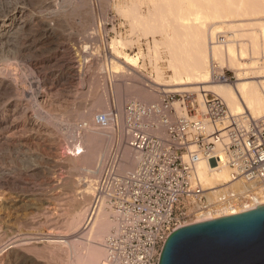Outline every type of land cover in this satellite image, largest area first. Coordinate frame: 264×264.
<instances>
[{"label": "bare ground", "instance_id": "6f19581e", "mask_svg": "<svg viewBox=\"0 0 264 264\" xmlns=\"http://www.w3.org/2000/svg\"><path fill=\"white\" fill-rule=\"evenodd\" d=\"M22 1L23 3H25L24 0ZM55 3L56 0H48L47 2H45L43 8H46L47 12H44L48 13L51 18L57 19V21L59 20L61 22L66 21L67 17L68 19H71V16L72 18L73 16H79V19L81 21H78L81 22L80 28L82 31V36H85L86 38L85 40L87 41V39L89 38H100V43L103 45L105 39L102 38L101 35H99V28L101 27V24L99 22L96 23L97 20L95 21L93 19V15L95 13L93 12V6H91V3L89 5V0H65L64 3L67 5L65 6V8L67 7V10L62 9V11L56 8L57 6H55ZM121 4L117 8V10L121 15L124 16L128 24L131 26V29L134 30L132 31L134 32L133 37L134 35L139 34V30H141L140 27H143L145 28V32L142 36L147 39V41L150 39H153L154 41V53L156 54V58H160L161 47L164 46L165 48L166 46L169 51L170 60L168 61L172 76H170L169 81H165L162 69L156 66L155 72L157 74V78L149 81L152 85L154 84L158 86L157 88H155L156 90L161 91L164 94H195L199 98L198 100L201 104L202 109H204L203 102H205L206 95L208 93H212L220 97L226 103L229 112L233 116H243L246 118H250L251 120H258L264 117V0H251V9H241L239 20L229 21L230 25H228L227 27L218 26L213 29L208 28L207 25H205L206 23H204L202 15L200 13H197V11L194 15L193 13L191 14L192 17L189 16V18H184L179 21L181 25L179 24L180 28L178 27V29H180L181 32L177 33L178 35L171 33L172 30L169 25L163 26L162 30L159 31V35H161L162 37V40L160 41L157 39L158 34L156 29L152 27L153 23L156 20V14L153 9L156 6V3L153 0H149L150 5H148V3L146 4L145 0H124L122 6ZM22 5L23 4L19 5L11 3L8 8L0 9V46L5 45L6 47L7 45L10 49H16V52L19 50V52H21L22 54H27L28 50H38L40 45L42 46L45 40L47 41V39L51 38L54 35H57L59 27L53 26L54 24H52L50 21L48 22L47 20L49 19L47 18V20L41 22L39 29L35 30L36 32L32 31L34 33L30 32L27 36V29L30 31L29 26L34 20L31 17V13V16L27 14V9L25 8L26 6L24 7ZM143 6L146 7L145 10L147 9V12L143 10ZM36 12L37 11L33 12L32 14L34 15L36 14ZM74 19L76 20V17ZM88 19H90L91 21L93 19L94 23H90ZM254 26H258L260 28L259 35L253 36L252 34H250V32L252 31V27ZM137 28L139 33L136 30ZM226 28H229L230 30L232 29V35L226 36L227 41L225 42V44H222V42L219 40L220 38L225 37L220 36V34H226ZM183 29H186V31L189 30V36L194 40V48L188 51V54L190 52V56L186 51L187 56L185 58H187L188 60L182 59V57L186 54H183V56L181 57L182 54L180 53V51L178 52L179 56L176 54L177 51H174V48H177L178 50L183 49L180 44L179 45L181 48H178L176 44V42L178 41L176 39H178V36L181 35L182 31L184 32ZM62 32H64V34L66 33L64 30L61 31V33ZM23 33H26V36H24V38L21 36ZM20 36L22 37V39L20 38ZM140 37L137 36V38ZM246 37L251 39L252 45L250 49H247L246 46L242 43L244 42L243 39ZM130 41V39L129 41L128 39H125V41L123 39H116L112 44L108 45V51L111 50L112 59L110 61V67V64L108 63L109 61L107 52L105 50L104 54L106 56L108 65H106L107 63H105V67L104 69L102 67V70H104V74H106V76L109 75L115 80V77H127L139 72L141 73L140 61L142 59H145L144 54L141 53L142 50L140 53H137L134 56L122 53L120 51L121 48H125L127 45L131 47L132 42ZM128 42L130 43L128 44ZM229 42L240 43V48L236 49L234 44L228 45ZM133 43L137 44V42ZM181 44L183 45V47H185V44ZM81 49H84V51H88L89 49H92V46H90L88 42H86L81 46ZM15 61L17 62V60ZM213 61H216V63L218 62V65H220L221 68L226 67L230 72H233L235 75V81L229 83L214 81L212 72ZM219 70L220 72H222L221 69ZM4 80L5 79H3V81ZM6 80H8L7 77ZM3 81L1 80L0 83H3ZM130 89H132V91L129 92H134L136 94L135 97H140L147 102L157 100L155 99V94L153 96V94H151V92H148L147 90L137 88L136 86H134L133 88L131 86ZM94 97L91 103V110L93 112H104L103 108L104 106H106L105 98L99 97L98 95L97 97ZM63 102L65 103L66 101ZM63 102H59V104L61 103V105L59 106L62 107ZM177 103L178 102H176L175 104ZM180 106L182 107V105ZM183 110L186 114H182V116H187V111L182 107V111ZM20 114L21 112L17 100L9 101L7 103L3 116L0 114V126L5 122H10V124L6 126V128H3L5 129L3 130L4 134H0V148L3 147L4 150L5 146H13L17 150H21V154H24L31 159L33 157V159L30 161L35 162V164L32 163L31 168L30 166L29 168L32 169L30 170V172L35 173V171L37 170L41 171L40 168H42L40 164L37 163L39 162V159L37 158H39V155L41 154L40 153L38 155L37 148L43 145L55 147L57 143L56 141L59 138H57V133L53 131L54 129L52 130L51 128H49V125L48 127L44 125L34 113H31L28 110L25 121L22 123L23 125L19 129L20 131L18 130L17 135L11 134L14 129H18L20 127L18 125L19 119L21 117ZM76 116H79V114H76ZM89 125V128L84 134V144L86 135L91 130L102 131L93 127L92 124ZM102 132H104L105 138H101V141L97 142L98 151H95L93 156L83 157L86 145L85 149H82L81 146H77L75 144L74 148L70 149V155L72 157L57 161L60 166H66L67 168H69L70 172L76 173L77 176H69L66 180H63L55 185L52 179L48 178L47 176L43 178L44 175L41 174L42 176H40V173L38 174L40 177L39 182L36 184V186L38 187L37 190H39V192L36 195L48 197L44 198L45 200H43L45 203H47L48 207L44 209L46 213L42 214L43 216L41 215V219L45 220V223L53 230V233H49L50 236L43 238H27L21 235H13L14 237H10L5 246L3 245V248L0 250V258H2L3 255L6 254V257H8L7 262H5L6 259L5 261L3 259L2 263L19 264L22 256L21 253L24 251V247L32 243H36L38 246L39 244H41V246L49 247V249L52 248L53 252L54 250H56V253L58 255H60L61 257L65 256L67 258L66 264L102 263L101 258L104 250L103 243L105 244V241L111 233L114 224L111 220V216H108V213L105 211V209H103L106 204L102 201L100 202V199L97 200L99 196L100 182L109 173L111 168H115V165L117 166V174L120 176H124L128 174L132 170L133 165L136 164L134 154L129 153L130 151L124 150L123 153H120V149L122 148V146H119L118 149L117 147H115V149L112 150L113 144L111 142L110 135L106 131ZM102 134H96V131H94L93 133L89 134V141H93L96 135ZM93 164L95 165V167ZM1 169L2 168H0V178L3 179L4 176H6L5 168L4 170ZM88 171H91V173L89 174H91L90 176H92L93 178H91L89 175V177L85 176L88 174ZM26 174H28V172ZM196 174L203 186L204 191H207L209 200L211 199L213 201V206L216 204L224 203L225 200L220 202L221 199L218 198L220 197L219 194H221L222 192L227 193L229 189L237 190L235 192L232 191L231 196H229L228 198L242 195L246 196L247 199L256 200L258 206L264 205V189L261 186L259 187L254 184L246 185L241 182H233L231 177V170L226 166H217L216 164L202 161L199 162L196 166ZM25 181L27 183V177H25ZM246 187L250 188V191L244 190ZM56 190H58L59 192H57ZM44 191H47V193H44ZM71 193H77L81 197L79 199H73L75 197ZM28 196L29 195H27V197ZM52 205H55L54 209H52L53 207L51 208ZM228 207H230L231 209L229 215H236L240 213L238 210L233 209L234 206L230 205ZM249 209L255 208H245L244 210H242V213L249 211ZM65 210L68 211V218L66 219L68 220V222L65 221L66 223H68V225H66V229H68L69 226V228L71 229L74 228L73 231H80L79 229H82L84 231H80L82 232V234H80L82 235V237L80 238L85 237L86 242H88V247L83 249L85 252L79 251L82 249H79L80 246L76 248V246H78L77 244L75 247H73L75 251H72V254L69 255L68 251H70V249L67 251L66 247L64 246V244L70 246L73 245V240L70 244V241L64 239L66 237H69L67 236L68 232L66 234L65 232L63 233L61 230L62 226H60L61 221L59 220L61 219V217H63V215L58 211ZM53 211L56 212L51 213ZM203 213H200L199 215H202ZM211 219L214 220L215 218L211 217ZM199 222L200 221L196 220L194 223L186 224L181 228ZM73 231L72 233H74ZM74 234L76 235V233ZM32 240H34L35 242ZM86 245L82 246L84 247ZM73 249L71 248V250ZM26 251L27 250H25V253Z\"/></svg>", "mask_w": 264, "mask_h": 264}, {"label": "rangeland", "instance_id": "374dc122", "mask_svg": "<svg viewBox=\"0 0 264 264\" xmlns=\"http://www.w3.org/2000/svg\"><path fill=\"white\" fill-rule=\"evenodd\" d=\"M47 1L24 0L25 3H23L22 0H11V1L0 0V9L8 8V6L11 3H15L19 5L23 4L22 6L24 7L26 6L25 8L27 9V14L29 16L32 15L31 17L33 18L34 21L32 20L33 22H31L29 26L30 31L27 29L28 31L26 32L27 34L23 33L21 35L23 38L26 35L28 36V33L30 32L34 33L32 31L38 30L41 22L47 20V18L49 19L47 20L48 22L50 21L52 24H54L53 26L59 27V31L57 33V35L59 36L57 35L52 36L51 38L47 39V41L45 40L42 46L40 45L38 50H30V51L28 50L27 54L25 53L22 54L21 52H19V50L17 51L18 52L17 53L16 49H12V48L10 49L9 46L7 45L6 47L5 45H3L5 48L3 46H0L1 47L0 81L1 80L3 81V79H5L3 83H0V114L3 116L7 103L12 100L18 101L21 112L20 114L21 117L19 119V124H18L20 127L18 126L19 127L18 129H14L11 134L17 135L18 130L21 128V126L23 125L22 123L25 121V117L27 115V110H28L29 112L34 113L38 117V119L42 121L44 125H46L47 127L49 125L50 126L49 128H51L52 130L54 129L53 131L57 133V138H59L56 141L57 143L55 147H49L48 145H43L37 148L39 150V151L37 150L38 155L40 153L41 154L39 155V158H37L39 159L38 160L39 162L37 161L36 162L39 163L42 168H40L41 171L37 170L35 171V173L30 172V170H32L30 169L32 166L31 164L32 163L35 164V162L30 161L33 159V157L31 159L30 157L21 154L22 153L21 150H17L13 146H5L4 150L3 147L0 148V168H2L1 170H4L5 168V175H6L4 176L3 179L0 178L1 179L0 183L2 184V185L0 184V228H1L0 250L3 248V245L5 246V244L8 242V239H10V237H14L15 235H21L27 238H43L50 236L49 233H53V230L50 228V226H48L45 223V220L41 219L42 218L41 215L46 213L44 209L48 207L47 203H45L43 200H45L44 198H48V197L36 195L39 192V190H37L38 187L36 186V184L39 182V177L42 175H44L43 178L47 176L48 178L52 179L55 185H57L63 180H66L69 176H73V175L77 176L76 173L70 172L69 168H67L66 166H62V165L60 166L57 161L63 160L68 157H72L70 155V149L73 148L75 142L76 127L81 123L92 124L94 116L97 113L103 112V111L93 112L91 110V103L93 97L94 96L97 97L98 95L99 97L105 98L106 106H104L103 108L104 112L107 111L109 107V101L106 92V74H104V70H102V67L104 69L105 63H107V59L104 54L105 50L108 56V61H109L108 63L110 64L111 67L110 61L112 57H111V50L108 51L109 44H112L113 41L116 39H123L124 41L125 39L126 40L128 39V41L130 39L131 40L130 42H132L131 47L132 46L133 47L131 48L129 47V45H127L125 48L124 47L121 48L120 51L122 53L130 54L134 56L135 54L140 53L142 50L141 53H143L145 56V59H142L140 61L141 73L139 72L137 74H133L132 76H127V77H115L113 87L115 90L117 102L120 106L124 105L125 103H127L132 99L140 100L145 103H155L160 101L166 95H169L156 90L155 88H157L158 86L154 84L152 85L149 82L150 80L157 78V74L155 72L156 66L162 69L164 80L165 81L170 80V76H172V72L169 69V61H168L170 60L169 51L166 46L165 48L164 46L161 47L160 58H156L155 57L156 54L154 53V49H155L154 41L153 39L147 41V39H145L142 36L145 32V28L143 27H140L141 30L143 31L139 30L141 35L137 28L136 30L138 31L139 34H136L133 37L134 32L132 31L134 30L131 29V26L128 24L124 16L121 15L120 12L117 10L121 2L123 4L124 0H89V5L91 3V6H93V12L95 13V14L93 13L94 14L93 19L95 21L97 20L96 23L99 22L101 24V27L99 28L100 29L99 35H101V37L105 39L104 42L105 44L103 43V45L100 43V38L97 39L89 38L87 39V41L85 40L86 38L85 36H82V31L80 28L81 22L79 21L81 20L79 19V16H75L76 20L74 19L75 18L74 16L73 18L71 16V19H68L67 17L66 21H62L63 23L59 20L57 21V19L51 18L48 15V13L44 12L46 11V8H43L44 3ZM72 1H79V0H72ZM153 1L156 3V6L155 7L153 6L154 7L153 9L156 14L155 17L156 20L153 23L152 27H154L157 31L158 34L157 39L159 41L162 40L161 35H159L160 34L159 31L162 30L163 26L169 25L172 30L171 33H174L176 35L177 33L181 32L180 29H178V27L181 25L179 21H181L184 18H189V16L192 17L191 14L193 13L194 15L197 11H198L197 13H200L202 15L204 23H206L205 25H207L208 28L213 29L218 26L227 27L228 25H230L229 21L239 20L240 18L239 14L241 13L240 11L241 9H251V0H153ZM64 2L65 0H58V1L56 0L55 3V6H57L56 8L59 9L60 11H62V9L67 10V7L65 8V6L67 5ZM145 2L146 4L148 3V5H150L149 0H145ZM144 6H143V10L147 12V9L145 10L146 7ZM35 11H37L38 13L36 12V14L33 15L32 13ZM93 19L92 21L88 19V21L93 24L94 23ZM60 29H63L66 32L65 33L66 35L64 34V32L61 33V31L63 30ZM225 31L226 34H220V36L225 37V38H220L219 40L222 42V44H225V42L227 41L226 36L232 35V29L230 30L229 28H226ZM76 33L79 35H77ZM189 34L190 31L189 30L186 31L185 29L184 32L182 31L181 35L178 36V39H176L178 40L176 42L177 47L181 48L180 47L181 45L183 49L178 50L177 48L175 49L173 46L174 51H177L176 53L177 55L178 52L180 51V53L182 54L181 57L183 56V54L184 55L186 54V51L188 54V51L194 48V43H193L194 40L191 39ZM250 34H252L253 36L259 35L260 28L258 26L252 27V31L250 32ZM21 36L20 38L22 39ZM137 36L139 37L141 36L142 39L141 37L137 38ZM243 40L244 42L242 43L246 46L247 49H250L252 45L251 39L246 37ZM83 42L84 43L88 42V44L92 46V49H89L88 51H84V49H81V46L84 44ZM130 42H128V44ZM133 42L135 43L137 42V44H134ZM181 43L185 44L184 45L185 47H183ZM229 44H234L236 49H239L241 45L240 43H236V42L235 43L229 42L228 45ZM4 49H6L7 51ZM187 54L183 56L184 58L182 57V59L188 60L187 58H185ZM188 55L190 56V52ZM15 60H17V62ZM108 63L106 65H108ZM216 64H218V62ZM218 67L219 69H221V71L223 68L224 71L232 77V82L235 81V75L233 72H230L226 67L221 68L220 65H218ZM6 77L10 81L6 80ZM11 79L12 80L14 79L13 82ZM131 86L132 88L136 86L137 88H142L144 90H147L148 92H151L153 96L155 94L156 97L155 99L157 100L147 102L146 100L140 97H135L136 94L134 92H129L132 91V89H130ZM171 95H176L175 102H178L179 104L178 103L175 104V108L177 109L179 115L186 114L184 110L183 113L182 107L180 106L182 105L180 103L181 102L180 96H185V95L190 96V99L185 97L187 100L186 105L190 107H191V101L196 100V102H199L198 100L199 98L195 94H183V95L171 94ZM207 95L211 96L213 94L208 93ZM58 101L59 102L66 101V102L65 103L63 102L61 107L59 106L61 105V103L59 104ZM76 114H79V116H76ZM9 124L10 122L9 123L5 122L0 126V130H1L0 134H4L3 130L5 129L3 128L4 127L6 128V126H8ZM94 131H96V134L99 133L100 134L103 133V134L96 135L93 141L92 140L89 141L90 139L88 138V136ZM16 135H12V136H16ZM101 138H105V134L104 132L98 130H91L86 135L85 144L83 143L84 149L86 145V149L83 157L93 156L94 152L98 151L97 142L101 141ZM124 150H128L130 151L129 153L133 154V151L131 149L125 147H122L120 149V153H123ZM134 166L135 165H133V168ZM115 168L117 169L116 165ZM27 172L28 174H26ZM39 173L40 176L38 175ZM89 173H91V171H88V174L85 176L88 175L90 176L91 174ZM25 177H27V183L25 181ZM90 177L93 178L92 176ZM236 190L237 189H229L227 193L222 192L221 194H219L220 197L218 198L221 199L220 202L224 201L226 198L231 196L232 191L235 192ZM244 190L250 191V188L246 187ZM56 191L59 192L58 190ZM45 192L47 193V191H44V193ZM71 194H73V196L75 197L73 199H79L81 197L77 193H71ZM27 195L29 196L27 197ZM209 201L210 204L212 205L213 201L211 199ZM257 207L258 205L256 200L248 199L244 203L236 205L233 209H236L240 213H242V210H244L245 208H257ZM51 208L54 209L55 205H52ZM103 209H105V211L108 213V216H111L110 211L107 209L106 206ZM55 212L56 211H53L51 213H55ZM58 212L63 215V217H61V219L59 220L61 221L60 223V226H62L61 230L63 233L65 232V234L68 232L67 236L70 237V238L68 237L69 239L67 237L64 239L70 241V244L73 240L72 244L74 246L64 244L67 251L70 249V251L68 252L69 255H71L72 251L73 252L75 251L73 247H75L77 244L78 246H76V248H78L79 246L83 247L82 245H86L88 242H86L85 237L80 238L82 237V235H80L82 234V232H80L83 231L82 229H79L80 231L75 230L76 232L73 231L74 228L71 229L69 228V226L68 229H66L67 228L66 225H68V223H66L68 222V220H66L68 218L67 216L68 211L65 210ZM230 212L231 209L230 207H228L226 203L216 204L214 206L213 205L209 206L207 209L204 208L199 209V212L196 214V217H193L192 220L194 221L198 220L202 222V221H207L209 219L212 220L211 217L218 219V218L230 216L229 215ZM200 213L203 214L199 215ZM72 231L76 233V235L72 233ZM80 247L79 249L82 250L79 251L85 252L83 249L87 248L88 244L83 248ZM71 248L73 250H71ZM25 250H27L26 253ZM104 252L105 251L103 250V255L101 258L102 260L105 255ZM21 254L22 256L19 264H66V259H67L65 256L61 257L60 255H58L56 253V250H54L53 252L52 248L49 249V247L41 246V244H39L38 246L36 243H32L24 247V251ZM6 256L7 254L3 255L4 258L3 257L0 258V264H6V263H2L3 259L4 261L6 259L5 262H7L8 257Z\"/></svg>", "mask_w": 264, "mask_h": 264}, {"label": "built area", "instance_id": "2783aa9c", "mask_svg": "<svg viewBox=\"0 0 264 264\" xmlns=\"http://www.w3.org/2000/svg\"><path fill=\"white\" fill-rule=\"evenodd\" d=\"M212 72L215 81L232 82L215 61ZM113 84L106 76L109 107L92 124L110 135L112 150L131 149L136 164L124 176L111 168L100 182L97 200L106 204L114 224L101 264H159L169 236L212 206L196 174L199 162L226 166L233 182L264 189V117L233 116L214 94L206 95L204 109L196 100L187 106L190 96H180L187 116L178 114L171 94L155 103L130 100L120 106ZM88 128L76 127L74 145L83 149ZM247 200L237 195L224 203L235 207Z\"/></svg>", "mask_w": 264, "mask_h": 264}, {"label": "water", "instance_id": "95a60500", "mask_svg": "<svg viewBox=\"0 0 264 264\" xmlns=\"http://www.w3.org/2000/svg\"><path fill=\"white\" fill-rule=\"evenodd\" d=\"M159 264H264V205L176 230Z\"/></svg>", "mask_w": 264, "mask_h": 264}]
</instances>
